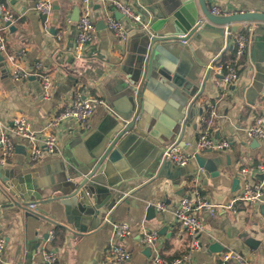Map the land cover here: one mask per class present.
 Returning <instances> with one entry per match:
<instances>
[{"label":"crops","instance_id":"0c3cea01","mask_svg":"<svg viewBox=\"0 0 264 264\" xmlns=\"http://www.w3.org/2000/svg\"><path fill=\"white\" fill-rule=\"evenodd\" d=\"M5 1L6 9L13 12L20 9L22 15L11 22L13 30L0 18L1 31L7 40L6 51L1 53L3 61H0V129L6 128L15 143L14 153L6 161L1 160L0 153V162L9 180L25 174L29 180L47 186L40 195L45 198L41 202L9 198L0 191V236L6 241L0 264H41L46 245L56 248L57 264H109L105 259V248L116 242L131 252V259L125 264H150L149 257L154 250L152 246L141 244L139 239L143 230L150 229L157 230L155 248L170 260L185 253L189 243L188 232L180 233L181 228L173 217V210L182 196L194 198L198 191L213 203L228 204L246 181L263 182L264 186V177L259 178L255 170V165L264 161V143L246 134V127L254 118L264 115V84L260 82L262 89L252 85L257 69L264 70V22L255 25L249 53L240 57L239 75L231 85L224 84L213 72L207 74L208 63L221 54L228 55L233 48L231 41L226 46L224 27L209 24L201 36L176 42L174 50L172 47L166 50L164 60L172 79L169 81L158 74L156 80L148 81L143 91L144 131L155 142L142 139L130 145L122 157L125 167L112 168L110 178L112 182L117 181L119 189L115 201L110 203H115L113 207L105 218L99 217L87 231L71 232L62 207L51 199L59 194L54 190L58 187L48 185L47 179L56 175L65 159L83 170L90 163V154L100 139L110 133L114 124L112 111L122 114L131 107L129 99L140 79L138 67L146 52L147 32L133 29L125 42L119 40L106 24L107 15H115L117 10L107 3L109 0H92L90 14L96 32L79 58L72 50L76 36L75 18L82 12L80 0H50L52 11L43 16L33 9L38 0ZM120 1L142 11L143 19L151 17L153 21L167 15V9L177 0ZM206 1L226 11H264V0ZM20 51L24 52L16 60L20 69H30L38 62L42 72L50 76L52 84L48 99L43 97L34 76L27 79L10 76L6 54L17 55ZM77 92L86 97L103 98L111 110L96 106L84 124L64 121L55 127L49 126L53 116L68 105ZM189 92L196 95L190 109L184 104L193 100ZM210 104H214L217 113L210 127L211 136L227 140L229 147L198 152L216 160L219 172L203 182L205 176L196 169L193 158L185 166H177L163 160L162 152L178 136L186 150H193L203 128L199 117ZM17 115H23L30 129L39 135L55 132L59 152L49 154L43 150L39 156L31 155L26 143L12 131V122ZM180 125L181 134L178 133ZM243 167L248 171L240 175L238 171ZM194 169L197 171L188 174ZM161 200L167 205L165 211L158 212L149 207ZM34 201L36 211L31 213L24 209L25 204ZM104 210L101 208V212ZM35 213L47 221L39 219ZM199 216L205 228L201 234L203 247L191 254L189 264H218L221 252L227 249L242 254L247 264H264L262 205L238 204L234 211L218 209L214 214L203 211ZM122 221L130 226V234L123 240L116 238L112 229V223ZM55 226L61 229L56 238L54 234L52 243L46 244L47 234L54 232ZM213 243H218L222 250H218L221 249L219 246L209 250L208 245Z\"/></svg>","mask_w":264,"mask_h":264},{"label":"built area","instance_id":"2783aa9c","mask_svg":"<svg viewBox=\"0 0 264 264\" xmlns=\"http://www.w3.org/2000/svg\"><path fill=\"white\" fill-rule=\"evenodd\" d=\"M82 4V12L76 21V36L73 45V54L76 57H81L85 48L91 43L96 32L95 23L91 17L90 9L92 0H80ZM5 0H0V18L4 21H14L21 17L20 9L16 12L6 9ZM117 10L122 17L116 18L113 13H109L106 17L107 27L119 40L125 42L129 33L133 29H143L148 26V19L145 20L139 14L137 8L125 1L109 0L107 2ZM33 9L39 15H49L52 11V3L50 0H38L35 2ZM210 11L213 14L228 15L237 11L222 10L217 6H211ZM257 21H242L240 22V30L233 32L231 25H224L223 35L226 46L233 44L232 50L228 53L225 60L218 57L215 61H211L207 65V72H213L224 84L231 85L237 80L238 61L241 56H246L252 43V36ZM0 27V53L6 51V37L3 35ZM186 40H183V42ZM19 54H6V63L9 66V73L13 79H27L34 76L39 82L43 97L48 99L51 91V78L48 74L42 72L40 63H35L30 69H20L16 65L17 57L24 55L23 51ZM96 106H103L107 109L111 108L107 102L96 96H83L77 92L72 101L66 105L59 113H57L49 122V126L55 127L64 121H71L75 124L86 123L93 115ZM216 109L214 104H210L205 108V113L199 117V122L203 128L199 131L197 141L193 150H186L184 145H180L177 141L164 147L162 152L163 160L170 161L177 166H185L190 159L193 158L194 152L203 150H223L229 147V142L225 139H216L211 136L210 127L213 119L216 117ZM12 131L20 138L33 156H39L44 150L49 154H57L59 152V140L55 132L37 134L30 129L27 119L23 115H17L12 122ZM0 129V153L1 160L6 161L15 150V143L5 130ZM246 134L249 138L264 143V115H258L246 127ZM255 170L258 174H263L264 177V161L255 165ZM248 168L239 169V174L244 175ZM194 198L181 197L177 206L173 210V217L176 223L179 224L181 232L187 231L189 235L188 248L181 256L167 259L163 257L155 248L157 239V230H143L140 234V242L144 246L153 248L154 252L150 255V264H189L190 257L193 252L200 250L203 247L201 234L204 233V223L200 213L208 211L214 214L218 209H229L234 211L238 204L246 205H264V186L263 182L249 183L245 182L228 204L213 203L202 197L199 192L195 193ZM154 208L158 212H163L167 209L164 201H158L154 204ZM27 211H36L37 203L29 202L24 205ZM112 229L116 238L123 240L130 234V226L127 222L112 223ZM54 239V232L49 231L45 240L46 244H51ZM5 238L0 236V259L5 248ZM45 247V246H44ZM105 259L109 264H125L131 259V252L121 243H111L105 248ZM58 252L53 246H47L42 251L41 264H57ZM247 264V259L237 251L227 249L221 252V257L218 264Z\"/></svg>","mask_w":264,"mask_h":264},{"label":"water","instance_id":"95a60500","mask_svg":"<svg viewBox=\"0 0 264 264\" xmlns=\"http://www.w3.org/2000/svg\"><path fill=\"white\" fill-rule=\"evenodd\" d=\"M210 8L211 5L206 0H177L167 9V13L169 12L167 15L153 21L148 16L150 17L148 26L143 28L147 32L148 42L146 52L144 57H142V63L138 67L140 79L136 83L137 88L129 99L131 107L124 110L122 114H115L112 111L111 115L113 116L114 124L110 133L103 135L100 139L96 149L90 154V163L83 170L78 169L65 159V163H62L61 169L56 175L47 179L49 181L48 185L58 187L54 190L58 191L59 194L51 199L57 201L58 205L62 207L66 225L69 226L71 232L87 231L93 227L99 217L105 218L107 212L113 207L115 203H110L115 201L119 189H117L115 183L117 181L112 182L110 178L112 168L125 167L122 157L128 151L130 145L142 139L155 142L144 131L145 119L143 120L141 115L144 107L143 91L148 81L156 80L158 74H161L169 81L172 79L169 78L171 71L167 68L166 60H164L166 50L171 47L174 50L176 42L182 43L183 40L188 38L201 36L208 29L207 25L209 24L223 27L230 24L231 30L237 32L240 30L239 23L242 21L264 22V11H242L219 15L213 14ZM115 17L121 18L122 15L117 11L115 12ZM78 18L79 12L75 20L77 21ZM4 24L10 30L14 29L10 21H5ZM0 61H3L1 53ZM263 74L264 70L259 71L257 69V74L253 76L252 85L260 86V82L263 85ZM260 89H262V86H260ZM194 94L192 95L189 92L193 100L184 103L188 109H190L192 101L196 99ZM186 113H188V110ZM181 131L182 125H180L178 133L181 134ZM179 139L180 136L176 140L178 143ZM179 144L183 146V143ZM150 155L152 156V153ZM193 159L197 163L196 169H200L205 176L203 182L209 176L218 175L216 160L204 157L198 152H194ZM123 165L124 167H122ZM196 169L188 174H193L197 171ZM261 177H263V174H259V178ZM45 186H47L46 183H37L34 180H29V177L25 174L17 175V179L9 180L0 162V191L6 197L23 200L34 199L38 202L45 201V198L40 197ZM38 193H40L39 196ZM182 197L189 198L190 196L185 195ZM15 203L16 205L19 204L17 201ZM149 207L155 210L153 204H150ZM101 208L105 210L101 212ZM262 208L264 209V205H262ZM35 215L37 217L41 216L37 213ZM38 218L47 221L46 218ZM217 246L221 247L218 243H213L208 245V248L213 251ZM218 250L221 251L222 247Z\"/></svg>","mask_w":264,"mask_h":264},{"label":"trees","instance_id":"16d2710c","mask_svg":"<svg viewBox=\"0 0 264 264\" xmlns=\"http://www.w3.org/2000/svg\"><path fill=\"white\" fill-rule=\"evenodd\" d=\"M230 56H231V55H230ZM230 56L227 57V55H226V56H223V55L221 54L220 59H221V60H225V59L229 58ZM54 228H55V229H54V234H55V238H56V235H57L56 233H57V232L59 231V229H61V228H59L58 226H55Z\"/></svg>","mask_w":264,"mask_h":264},{"label":"rangeland","instance_id":"374dc122","mask_svg":"<svg viewBox=\"0 0 264 264\" xmlns=\"http://www.w3.org/2000/svg\"><path fill=\"white\" fill-rule=\"evenodd\" d=\"M139 14H140L141 16H143L142 11H141V12L139 11ZM142 18H143V17H142ZM181 169H185V168H181Z\"/></svg>","mask_w":264,"mask_h":264}]
</instances>
